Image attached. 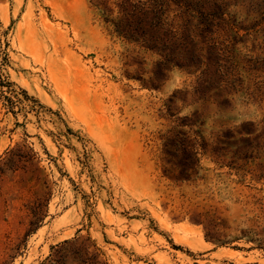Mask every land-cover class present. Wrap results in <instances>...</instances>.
Segmentation results:
<instances>
[{"label":"rangeland","instance_id":"374dc122","mask_svg":"<svg viewBox=\"0 0 264 264\" xmlns=\"http://www.w3.org/2000/svg\"><path fill=\"white\" fill-rule=\"evenodd\" d=\"M0 264H264V0H0Z\"/></svg>","mask_w":264,"mask_h":264},{"label":"bare ground","instance_id":"6f19581e","mask_svg":"<svg viewBox=\"0 0 264 264\" xmlns=\"http://www.w3.org/2000/svg\"><path fill=\"white\" fill-rule=\"evenodd\" d=\"M52 73V72H51Z\"/></svg>","mask_w":264,"mask_h":264}]
</instances>
